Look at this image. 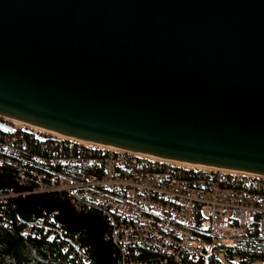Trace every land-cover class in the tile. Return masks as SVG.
<instances>
[{
  "label": "water",
  "instance_id": "obj_1",
  "mask_svg": "<svg viewBox=\"0 0 264 264\" xmlns=\"http://www.w3.org/2000/svg\"><path fill=\"white\" fill-rule=\"evenodd\" d=\"M0 116L264 174V0H0Z\"/></svg>",
  "mask_w": 264,
  "mask_h": 264
},
{
  "label": "built area",
  "instance_id": "obj_2",
  "mask_svg": "<svg viewBox=\"0 0 264 264\" xmlns=\"http://www.w3.org/2000/svg\"><path fill=\"white\" fill-rule=\"evenodd\" d=\"M15 122L0 116V167H9L10 177L0 190L1 208L7 200L59 195V205L33 219L14 213L24 233L56 239L70 256L86 260L85 245L77 232L68 234L62 216L96 213L118 264H210L211 256L220 259L219 253L246 242L264 253V174L184 163Z\"/></svg>",
  "mask_w": 264,
  "mask_h": 264
},
{
  "label": "trees",
  "instance_id": "obj_3",
  "mask_svg": "<svg viewBox=\"0 0 264 264\" xmlns=\"http://www.w3.org/2000/svg\"><path fill=\"white\" fill-rule=\"evenodd\" d=\"M35 149L32 147V150ZM9 167H0V190L4 189L10 177L6 173ZM59 195L51 193L4 203V215L11 222L4 223L0 214V264H118L117 249L110 239L105 238V224L96 213L81 214L79 217H71L66 213L62 216V222L69 235L77 232L78 239L85 245L87 259H76L69 255L67 249H63L61 243L56 240H48L45 235H29L24 233L22 223H16L14 213L17 212L24 219H33L44 214L45 211L59 205ZM263 244V242H260ZM244 248H228L224 257L231 260L236 258L240 264H248L255 260L264 264V253L251 250L249 243ZM140 255L155 256L148 250L140 251ZM229 260V261H230ZM210 264H222L221 260L211 256Z\"/></svg>",
  "mask_w": 264,
  "mask_h": 264
},
{
  "label": "rangeland",
  "instance_id": "obj_4",
  "mask_svg": "<svg viewBox=\"0 0 264 264\" xmlns=\"http://www.w3.org/2000/svg\"><path fill=\"white\" fill-rule=\"evenodd\" d=\"M15 123H16V124H19L20 122H15ZM26 125H27V124H26ZM219 258H220L222 264H240L239 261L236 260V258H234V257H231V260L229 259V260H230V261H229V260L227 259V255L224 257V255L222 254V252L219 253ZM248 264H263V263L260 262V261L255 260V261L250 262V263H248Z\"/></svg>",
  "mask_w": 264,
  "mask_h": 264
},
{
  "label": "bare ground",
  "instance_id": "obj_5",
  "mask_svg": "<svg viewBox=\"0 0 264 264\" xmlns=\"http://www.w3.org/2000/svg\"><path fill=\"white\" fill-rule=\"evenodd\" d=\"M20 122V121H19ZM32 126H34V125H32ZM34 127H37V126H34ZM185 163V162H184ZM200 166H204V165H200Z\"/></svg>",
  "mask_w": 264,
  "mask_h": 264
}]
</instances>
